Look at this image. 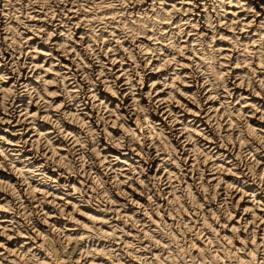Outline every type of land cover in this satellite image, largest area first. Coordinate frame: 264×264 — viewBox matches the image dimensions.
Masks as SVG:
<instances>
[{
  "label": "clouds",
  "instance_id": "obj_1",
  "mask_svg": "<svg viewBox=\"0 0 264 264\" xmlns=\"http://www.w3.org/2000/svg\"><path fill=\"white\" fill-rule=\"evenodd\" d=\"M188 3H191V0H179L180 7L173 5L168 10L167 0H150V3L149 0H0V17L4 18L5 23V27L0 29V32L5 34L0 39V60L10 66L17 82L12 88L4 89L2 84L9 77L0 75V113H3L0 115V124H11L16 119L17 124L24 125L27 121L33 135L40 138L39 142L45 149L52 147L49 134L46 132L41 136L37 130V120H44L52 125L55 138L66 141L67 155L63 157V162L59 157L47 156L45 151L38 152L37 155L64 168L60 173L63 177H84L82 184L85 187L76 188L72 192V195H78L81 203L85 202L89 187L95 190V196L87 203L96 208L100 207L96 204L97 197L111 200V189L125 196L126 200H131V195L124 193L122 185L132 187L133 183L138 182L143 185L140 194L150 200L152 196L166 198L161 194L171 186L173 196L177 192L181 193L185 203L195 205L194 210L199 212L200 205L196 201L193 188L205 196L209 206H213L217 205V197L221 196L218 186L223 184V200L218 203L215 213L219 222L220 217L230 218L229 208H236L233 201L246 195L241 187L223 179L229 169L217 167L215 160L225 159L224 154L219 151L220 148L233 150L230 137L235 140L236 148H239L241 142L245 146L239 152L238 163L234 161L231 171L233 176H243L245 169L249 170L247 175H252L251 169L256 166V162L251 158L252 153L264 155V134L249 133L248 114L243 112L247 107L253 116L264 120V104L249 103L251 96L264 99V75H261L264 74V16L249 5L247 0H211L203 9L206 13L204 20L194 23L192 19L184 18L197 7L193 4L192 8H184ZM228 6L237 9L232 13L231 21L226 19ZM37 12L45 14L44 19L51 26V31L43 25L29 23L39 18L33 15ZM181 12L183 15H180L179 20H175ZM72 13L76 17L82 16L83 19L73 23ZM61 27L63 31H58ZM78 28L84 30V37L74 40L75 30ZM199 28H204L205 31H197ZM220 28L227 29L231 35L221 34ZM25 32L38 36L41 42L53 49L45 53L46 59L43 63L32 62L40 55L35 48L25 51L29 48L28 40L32 38H26ZM105 33L108 35L105 36ZM54 36L63 37V42H54ZM189 36L194 38V46L188 43ZM217 41H227L231 46L227 55L225 49L217 46ZM75 44L80 45V51H77ZM189 52L198 56L193 57L190 65L183 64L181 58ZM6 53L10 59H5ZM70 54L71 67L63 64L60 59L68 58ZM102 56L109 59L103 60ZM46 64L48 67H45ZM115 64L121 66L119 70H113L112 65ZM255 64L259 67H253ZM58 67L60 70H56ZM183 67H190L191 71L182 74ZM246 67L250 69L246 75L233 76L232 69ZM24 69H27L29 77L38 81L37 85L21 83ZM49 75L51 79H48ZM241 80L244 81L243 84L240 83ZM186 84L195 90L185 92L183 86ZM237 87L247 89L249 97H245L243 92L237 93ZM52 88L54 90L50 91ZM102 93L115 98L114 108L109 106L113 101L108 95L102 97ZM160 93L165 95L160 96ZM18 96L29 97L28 105H36L37 114L21 109L20 118L17 119V111L13 105ZM56 97L60 98L59 104ZM210 101L219 104V113L216 108L209 106ZM88 109L91 111H87ZM125 109L127 114H123ZM40 112L44 115L40 116ZM117 114H120L118 120ZM153 114L163 117V120L156 122L151 118ZM187 114L193 117L202 116L207 125L199 127V122L195 119L185 123L181 118ZM221 115L227 117L223 122ZM132 122L135 127L131 126ZM65 124L76 125L79 130L70 132L66 130ZM225 124L228 125L227 128L224 127ZM113 128L117 129V134L110 131ZM28 130L21 127L14 134L23 136ZM236 132L239 133V139L233 136ZM201 136L205 142L213 140L214 143H201ZM31 139L32 137H29V140L21 139L15 142L16 147L22 150ZM173 140L177 142L175 146ZM0 141H5V137L0 136ZM6 143L12 145L14 142ZM189 144L192 145L191 148H188ZM109 148L121 152L130 151L133 154L135 164L126 169L131 175L123 180L113 178L123 176L125 169L115 167L119 163V156L105 154ZM214 148L216 151H213ZM186 152L188 156H185ZM19 154V151L13 152L0 147V168L17 172L22 179V185L26 186L29 199L39 202L34 209L29 210L21 200L20 193L9 189L15 204L9 202L3 208L22 217L24 222L14 224L12 228L0 229V236L8 237L10 231L20 235L31 231L35 232L36 236L29 239L41 238L43 234L37 230L33 221L36 218L42 221L47 219L42 205L48 202L47 196L51 193L45 192L38 198L29 181L38 179L41 183H50L52 177L43 171L17 169L10 157H18ZM137 156L140 158L138 161ZM189 157L196 161L195 167L191 169L188 167ZM205 161L210 163V167H204ZM157 162V170L164 169L167 165L174 166L179 171L173 172L170 179L165 177L162 180L159 175L149 177L148 173ZM189 171L196 175V181L192 185H188L185 180ZM205 173L212 175L216 183H207ZM141 177L144 179H140ZM89 180L92 181L91 185ZM182 183L184 187L181 186ZM55 187L67 189L70 185L57 183ZM149 193L152 196H149ZM103 202L101 200V203ZM178 203L179 200L173 202L174 205ZM56 207L59 209L63 206ZM256 207L261 205L257 203ZM151 209L154 212L159 211L154 200ZM74 211L79 212L80 207L74 206ZM169 211L175 212V207L169 208ZM61 214L65 219L73 218L68 213H57ZM200 216L201 228L193 232L194 238L197 234L203 235L205 228L212 227L206 222L202 212ZM209 218H212L211 213ZM180 224L183 226L182 220ZM241 229L234 230L229 239L239 240L238 233ZM116 231L123 233V229L113 227L112 236L102 235V230L93 224L87 237H66L63 230L54 228V234L50 231L47 236H43V243L35 244L27 253L18 250L13 253L12 249H6L9 255L0 252V264H5L6 261L8 264H21V261L23 264H80V261L72 257L74 253L79 252L81 240L95 235L116 242ZM187 231L191 229H186ZM168 233L170 237V229ZM251 235L249 233V243ZM204 238L207 240V237ZM136 239L142 242L143 238L138 235ZM221 239L223 238L213 235L217 248L212 249V252L226 248V244H221ZM172 243L176 244V241ZM176 247V256L182 264H204L203 257L192 256L189 250L181 254L179 249L183 245L177 244ZM0 248H5L3 242H0ZM35 248L43 249L51 259H41L34 251ZM129 248L141 251L138 244H126L124 251L130 256L133 254L128 252ZM208 251L205 249L206 253ZM245 253L251 255L247 264H264V246L245 248ZM13 255L19 259H12ZM100 255L106 256L112 264H121L119 253L112 248L101 249ZM89 256L93 258L91 264H95L96 250L88 249L80 253L81 260ZM225 259L231 260L233 264H240L238 255L226 256ZM144 264L151 262L145 259ZM207 264H217V261L209 255Z\"/></svg>",
  "mask_w": 264,
  "mask_h": 264
},
{
  "label": "bare ground",
  "instance_id": "obj_2",
  "mask_svg": "<svg viewBox=\"0 0 264 264\" xmlns=\"http://www.w3.org/2000/svg\"><path fill=\"white\" fill-rule=\"evenodd\" d=\"M210 2L211 0H191V3L185 4L184 8H192L193 4L197 5V7L194 8L192 12H189L188 15L185 16L184 18L192 19L194 23L198 20L203 21L206 16V13L205 11H203V9H205L210 4ZM247 3L249 5H252L257 12H260L261 15L264 16V0H247ZM173 5H175L176 7H180L179 0H167L166 7L168 10H170ZM138 7H142V6H138ZM110 11L111 10H109V12ZM227 11H228V16L226 19L231 21L233 19L232 13L236 12L237 9L232 6H228ZM72 14H73V23H76L79 20L83 19L82 16L76 17L74 13ZM33 15L39 18L31 20L29 21V23H34L38 26L43 25L47 27L49 31L52 30L51 26L47 24V20L44 19V15H45L44 13L37 12V13H33ZM101 15H103V13H101ZM180 15H183V12L177 14L175 20H179ZM241 15H243V13H241ZM222 22L223 21H221V23ZM53 23H55V21H53ZM13 26H15V21H13ZM4 27H5L4 18L0 17V29H3ZM58 31H63V28L61 27L60 29H58ZM75 31H76V36L74 37V40H79L84 37L83 29L78 28ZM197 31L204 32L205 29L199 28L197 29ZM219 31L221 32V34L231 35V33L227 29L220 28ZM4 35L5 34L3 32H0V39H2ZM107 35L108 33H105V36ZM117 35H119V30H117ZM209 35L211 34L209 33ZM25 37L26 38L32 37L31 39L28 40L29 48H26L25 51H29L30 48H35L40 53V55L35 57L34 60H32V58L30 57V60H32V62L35 63H43L46 59L45 53H47L48 51H52L53 49L50 47V45L41 42L38 36H33V33L31 32H25ZM52 39L56 43H61L63 42L64 38L59 36H54ZM254 39L255 36L253 35V41ZM187 41L193 46L195 45V40L192 36H189L187 38ZM216 44L218 47H222L223 49H225L226 55L228 54L227 50L231 46L228 44L227 41H217ZM74 46L76 47L77 51L81 50L79 44H75ZM56 54L58 55V53ZM194 56H198V54L191 52L186 53L185 57L181 58V61L183 64L190 65ZM5 59H10L7 53L5 54ZM60 59L63 64L69 65L70 67L72 66L71 54L68 58L60 57ZM101 59L107 61L109 57L102 56ZM116 59H119V57H116ZM21 62H23V57H21ZM49 63H51V61H49ZM154 63H158V62L154 61ZM45 67H48V64H46ZM120 67L121 66L119 64L112 65L113 70H119ZM253 67H259V65L255 64L253 65ZM56 70H60L59 67ZM249 70L250 69H248L247 67L243 69L234 68L232 69V74L233 76L246 75V73ZM22 71L24 75L21 76V83L32 84V85L38 84V81L32 79V77H29L27 75V69H24ZM39 71L40 70H38V72ZM190 71H191L190 67H183L181 69L182 74L188 73ZM0 75H7L9 77V79L2 84V87L4 89H10L12 88L13 85L17 83L15 80V76L11 71L10 66L5 64L3 60H0ZM48 79H51V75H49ZM243 82L244 81L241 80L240 83L243 84ZM229 86L231 87V84ZM52 90H54V88L50 89V91ZM145 90H147V88ZM183 90L185 92L190 93L193 92L195 89L194 87L186 84L183 86ZM235 91L237 93L243 92L245 97H249V91L247 89H242L237 87ZM104 95H108L109 98L113 101L112 103H110L109 106L114 108L115 98L110 97V94L102 93V97ZM164 95L165 93H160V96H164ZM29 99L30 98L26 96L17 97L13 105V107L17 111V119L20 118L19 113L21 109H23L24 111H29L32 114H37L36 105H31V106L28 105ZM55 99L59 104L60 98L56 97ZM126 102L130 103V101L127 100ZM249 103L264 104V99L258 96H251L249 99ZM189 106L193 108L195 107L194 105H189ZM209 106L216 108L218 113L221 111L219 104L216 102L210 101ZM87 111L90 112L91 110L88 109ZM243 112L248 114L249 133L251 134L254 132L257 134H264V120L257 119L255 116H253L251 114V110L247 107L243 109ZM123 114H127L126 109L124 110ZM0 115H3V113H0ZM39 115L43 116L44 113L40 112ZM119 115L120 114H117L116 117L117 120L119 119ZM151 118L156 122H160L161 120H163V117L157 116L156 114H153ZM5 119H7V117H5ZM181 119L185 123H189L190 121L195 119L199 122L198 125L199 127H205L207 125V121L203 120L202 116L193 117L191 114H187ZM225 119H227V117L225 115H221V122H223ZM131 126L135 127V123L132 122ZM21 127L28 128L29 130L23 136L15 135L14 133H17ZM65 127L66 130L74 133L79 130L76 125H72V124H65ZM177 127H179V124L177 125ZM224 127L227 128L228 125L225 124ZM37 130L39 131L41 136H43V134L46 132L49 134V143L52 145L51 149H45L44 146L40 144L39 142L40 138L33 135V130L27 124V121L25 122L24 125H20L16 123V119H14L11 124H7V123L0 124V136L5 137V141H0V147L13 152L19 151L20 154L18 157H10L11 159L14 160L17 169L26 168L29 171H34V170L43 171L46 175L51 176L52 181L50 183L49 182L41 183L38 179H31L29 183L32 185L33 192L38 198L41 197L45 192L51 193V195L47 196L48 202L46 204L52 206L54 205L53 206L54 208L56 207V205H62L63 206L62 208L59 209L55 208L54 210L56 211V209H58L59 213H68L71 214L73 217L72 219L63 220L61 218L62 214L60 215L61 217H58L59 215H56L58 211L54 215L45 213L47 216V219L45 221L41 220L36 223L34 222L35 227L37 228L38 231H40L43 234V236H47V234L50 231L53 232L54 234V228H55V229H61L64 232L66 231L67 233L65 232L66 234H64L66 237H80V236L87 237L89 229L93 224H95L97 228H100L102 230V235H108V236L113 235V227H118L121 229L127 228L129 229V231L139 227L140 229L139 228L138 229L140 231H138V235L139 232L141 231L143 232L142 233V237L144 238L142 239L143 242L159 244L161 247L163 244L166 246L173 245L172 241H176V245L177 244L183 245L180 243L182 240L178 237V235H183L186 229H192V230L195 229V231H197V229L201 228L200 212H202L204 214V219L206 220V222L212 225L211 228L204 229L206 233L204 237H207V240H205V238L204 239L202 238L203 235L200 237V235L197 234V236L194 238L193 235L191 234L192 236L190 238L188 237L189 239L187 240L190 243H186V244H189L192 247H196L194 248L195 250H192V251H196V254L195 255L192 254L191 249L188 248L189 246L187 247L188 249L181 247L179 249L181 254H183L185 250H189L192 256H196L198 258L203 257L204 264H207L209 255H211L213 259L220 261V264H233L231 260H227L225 259V257L238 255L240 257V264H247L248 260L251 258V255L245 253V248L254 249L256 245L264 246V155L252 153L251 158L253 161L256 162L255 168L251 169V172L253 173L252 175H247V172L249 170L245 169L243 176L240 174L233 176L231 174V171L234 168V161L238 163L239 152L240 150H243L245 147L242 142L240 143L239 148H236L235 140H233L230 137V146H232L233 150L229 151L228 148H220L219 151L224 154L225 159L215 160V164L217 167H224L229 169V173L225 174L223 176V179L233 183L235 186L241 187L242 190L246 193L245 196L240 197L239 199L233 201V203L236 204V208L235 210L229 208L230 218L220 217L219 222H217L215 218V213L218 203L222 202L223 200V189H224L223 184L218 186V191L221 192V196L217 197V201H218L217 205H213V206H209L207 200L205 199V196L202 195L199 192V190L193 188V192L196 194L195 197L196 201L200 205L199 212L194 210L195 205H190L185 203V201L181 198V193L177 192L176 195L173 196L171 186L167 187L165 189V192L161 194L163 196H166V198L164 199H162L160 196H152V194L149 193V196H152V200L155 201V205L159 208L158 212H154L151 209L152 200L140 194V189L143 187V185H141L138 182L133 183L132 187H128L127 184L122 185L124 193L131 195L132 197L131 200H126L125 196H122L118 194L114 189H111L110 190L111 200L109 201L106 197H97L96 204H99L100 207L96 208L87 203L88 200L92 199V197L95 196V190L89 187L88 194L84 198L85 202L81 203V201L78 199V195H72V192L76 188L85 187L82 184L84 177L83 176L79 178L72 176L63 177L60 175V173L64 171V168L59 167V165L53 164L45 157L37 155L38 152L45 151L47 152V156L53 158L59 157L60 161L63 162V157L67 155L66 141L62 142L61 139H56L55 134L52 132V125L48 124L44 120H37ZM110 131H112L113 134H117V129L115 128L111 129ZM233 136H235L236 139H239L238 132L233 133ZM29 137H32V139L29 141L27 145L24 146L22 150L16 147L15 142L20 141L21 139L29 140ZM249 138H251L250 135ZM199 139L201 143H206L208 145H212L214 143L213 140H209L205 142L202 136L199 137ZM6 141H13L14 143L12 145H9L6 143ZM176 143L177 142L173 140L174 146L176 145ZM33 144L35 145V148H33ZM191 147L192 145L189 144L188 148ZM57 149H59V152H57ZM213 151H216V149L214 148ZM105 154L119 156V163L115 165V167L125 169L123 176L118 178L113 177L114 179L123 180L129 175H131V173H129L126 170L129 165L134 166L135 164V161H133L132 159L133 154L130 151L121 152L118 151L117 149L109 148ZM185 156H188L187 152L185 153ZM136 159L138 161L140 158L137 156ZM195 163L196 161L189 157V164H188L189 169L195 167ZM204 167L205 168L210 167V163L208 161H205ZM157 169H158V162L154 164L153 169L148 173L149 177L159 175L161 176L162 180L165 177L170 179L171 174L173 172L178 173L179 171L174 166H167V165L165 166L164 169H159V170ZM93 171H95V169H93ZM237 172L239 173V169H237ZM25 174L27 175L28 173ZM140 179H144V177H141ZM185 180L187 181L188 185H192L196 181V175L192 174L189 171L188 174L185 176ZM205 180L207 183H212V184L216 183L215 179H213V176L209 175L208 173H205ZM57 183L60 185H64L67 183L70 185V187L67 189L57 188L55 187ZM91 184L92 181L89 180V185ZM181 186L184 187L185 185L182 183ZM9 189L18 191L20 193V198L21 197L27 198L30 205L32 203L39 202L38 200L33 201L29 199L28 195L26 194V186L22 185V179L17 174V172L0 168V229L12 228L14 224L15 225L21 224L17 220V217H15L14 213L10 211H5L3 208L4 205L14 200L13 196L8 191ZM37 189H39V191H37ZM101 200H103L104 202L101 203ZM176 200H179V203L174 205L173 202ZM257 203H259L261 207H256ZM124 204H126L127 207H121V205ZM76 205L80 207L79 212L74 211V206ZM173 206L175 207V212L169 211V208ZM31 207H35V204L34 206ZM53 207L51 209H53ZM46 208L48 207L46 206ZM104 208H108L109 210L104 211L103 210ZM46 212H48V209ZM210 213L212 214V218H209ZM181 220L183 221V226H181L180 224ZM23 222L24 221H22V223ZM77 222H79V224ZM80 225H85L87 227H82ZM241 225H243L242 229H241ZM157 229H159V231H157ZM169 229H170V237L168 233ZM236 229H241L238 233L240 239L239 240L229 239L230 237H232L233 232ZM174 230L181 233H176L174 232ZM249 233L252 234L250 243L248 242ZM125 234H127V232ZM116 235L115 238L117 237ZM138 235L128 233L127 237H135L134 240H136V237ZM213 235H215L218 238H223L221 239V244H226V248L224 250H218L212 252V249L217 248L216 243L213 241ZM35 236L36 233L31 231H28L26 234L23 235L13 234V232L10 231L8 233V237H11L10 239L6 236H0V242H3L5 244V248H0V252H5L6 255H9L6 249H12L13 253H15L17 250L20 251L21 253H27L28 250L30 248H33L35 244L44 242L43 236L41 238L29 239V237H35ZM149 237H151V239H149ZM84 241L88 242L87 238L81 240L79 244L80 247L78 246L79 252L77 254L74 253L72 257L74 260L80 261V264H91L93 259L91 256L87 257L84 260L80 259V253H83L88 249H93L96 250L97 252V256L95 258V264H112V261L110 259H108L106 256L100 255V250L101 249L106 250L107 248H112L117 253H119L121 264H144L145 259L150 261L151 264H172L174 262L176 264H182L179 257L176 256L177 247L175 244L174 247L172 246L171 247L172 248L176 247V249L170 250L167 248L168 249L167 255L164 256V255H160V253L157 252L147 251L145 247L148 244L143 246L142 244L144 243L139 242L138 245L141 251H137L135 248H129L128 252L133 254L130 256L123 249L121 250L122 246L124 248V245L132 244L131 240L128 241L126 240V238L123 242L124 245L122 244L121 247H118V244H121L118 243V241L120 240L116 241V243L104 239L95 240L97 241L96 243H90L89 245L87 243L84 244ZM160 243L163 244L161 245ZM237 245H239V247H236ZM166 246L164 247L166 248ZM210 246L212 247V249H210ZM71 247L72 244L70 243L69 250H71ZM207 247L209 251L206 253L205 249H207ZM233 248L235 251L233 250ZM34 251L41 259H51L50 257L47 256V253L43 249L35 248ZM157 257H159L158 260L156 259ZM11 258L19 259V257H16L14 255L11 256ZM185 260H187V257H185ZM5 264H8V262L6 261ZM21 264H23V261H21Z\"/></svg>",
  "mask_w": 264,
  "mask_h": 264
},
{
  "label": "rangeland",
  "instance_id": "obj_3",
  "mask_svg": "<svg viewBox=\"0 0 264 264\" xmlns=\"http://www.w3.org/2000/svg\"><path fill=\"white\" fill-rule=\"evenodd\" d=\"M13 199H14V198H13ZM13 199H12V200H13ZM25 199H26V200H25ZM21 200H24L23 202H24L25 205H28V206H26V207H27L29 210L34 209V208L36 207L37 202L32 203V204L30 205V203H29V201L27 200V198H25V197H21ZM14 202H15V201L13 200L12 203L15 204ZM217 202H218V201H217ZM34 204H35V207H31V206H34ZM45 205H46L48 208H46ZM44 206H45V207H44ZM51 206H52V205H47L46 203L43 204V205H42V208L44 207V208H43L44 213H48V214H52V215L56 214V212L58 211V209H56V211H55L54 209L57 208V207L54 208V207H53L54 205H53V206H52L53 209H51V208H52ZM30 208H31V209H30ZM45 208H46V209H45ZM49 208H50V209H49ZM44 209H45V210H44ZM47 209H48V212H46ZM49 211H51L52 213L49 212ZM53 211H55V212H53ZM58 212H59V211H58ZM58 212H57V213H58ZM56 215H57V214H56ZM61 216H62V217H61ZM61 216L59 215L58 217H61V218L64 220L65 218L63 217V215H61ZM15 217H17V220L19 221V223L22 224L23 218L20 217V216L18 217V216H16V215H15ZM19 218H20V219H19ZM38 219H39V218L34 219L33 222L36 223V222L41 221L40 219H39V220H38ZM35 220H36V221H35ZM138 228H139V227H138ZM138 228H136V229H132V230H130V231H129V229L126 228V229H123V230H124L123 233H121V232H119V231H118V232L116 231V232L114 233V235L117 234L116 236L119 237V238L116 237V239H117L116 241L120 240V241H118V243H121V244H118V247H121V246H122V244H123L125 238H126V240H128V241L131 240L132 244H139V242L136 241L137 239L134 240L135 237H127L128 233H130V234H134V235H135V234L138 235V231H140V230H139L140 228H139V229H138ZM127 230H128V231H127ZM133 230H135V231H133ZM193 230H194V231H193ZM193 230L191 229V232H190V231H189V232H188V231H187V232L185 231V233H183V235H178V234H177L178 237H179L182 241L184 240L183 243H182V241L180 242L181 244H183V247L186 248V249L189 248V249H191V251H192V250H195L194 248H196V247H192V246H190L189 244H186V241H187V240L193 235V232H196L195 229H193ZM65 232H66V231H65ZM65 232H64V234L67 233V232H66V233H65ZM126 232H127V234H125ZM134 232H135V233H134ZM136 232H137V233H136ZM174 232H176V233H181V232H177V231H175V230H174ZM259 232H260V231H259ZM140 233H141V234H140ZM142 233H143L142 231L139 232V236L141 235V237H142ZM260 233H261V232H260ZM120 234H122V235H120ZM191 234H192V235H191ZM205 234H206L205 231H203V236L200 235V237L202 236V238L204 239V235H205ZM124 235H125L126 237H125ZM198 235H199V234H198ZM110 236H112V235H110ZM183 237H184V238H183ZM188 237H189V238H188ZM95 238H96V239H95ZM97 238H98V239H97ZM122 238H123L124 240H123ZM127 238H128V239H127ZM131 238H132V239H131ZM142 238H143V237H142ZM143 239H144V238H143ZM203 239H202V240H203ZM91 240H92V241H91ZM95 240H102V239H101V238L99 239V237L93 235L91 238H87V241H88V242L84 241V244L87 243V244L89 245L90 243H96L97 241H95ZM109 240L112 241L111 239H109ZM121 240H122V241H121ZM131 242H130V243H131ZM113 243H116V242H113ZM142 243H144V244H142L143 246L148 244V245L145 247L147 251H149L148 249H149L152 245H156V247H152V248H151V249H152L151 251H153V252H157V253H160V255H161V253L163 252V253H164V254H163L164 256L167 255V251H168V249H170V250H171V249H176V247H175V248H172V247H174V244H173V245H167V246H168V247H167V246L164 245L163 243H160L161 245L163 244L162 247H161L159 244H152V243H148V242H143V240H142ZM184 243H185V246H186V247L184 246ZM123 245H124V244H123ZM175 245H176V244H175ZM83 246H84V245H83ZM164 246H166V248H165ZM171 246H172V247H171ZM188 246H189V247H188ZM79 247H80V246H79ZM163 247H164V250H163ZM170 247H171V248H170ZM187 247H188V248H187ZM190 247H192V248H190ZM236 247H239V245H237ZM167 248H168V249H167ZM213 248H214V247H213ZM122 249L124 250L123 246H122L121 250H122ZM161 249H162V250H161ZM166 249H167V250H166ZM207 249H208V247H207ZM210 249H212V247H211ZM233 250H234V248H233ZM151 251H149V252H151ZM234 251H235V250H234ZM165 252H166V253H165ZM77 253H78V252H77ZM77 253H76V254H77ZM192 254L195 255V254H196V251H192ZM205 260H207V259H205ZM216 261H217V264H220V261H218V260H216ZM218 262H219V263H218ZM172 264H176V263L174 262V263H172Z\"/></svg>",
  "mask_w": 264,
  "mask_h": 264
}]
</instances>
